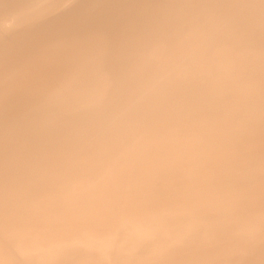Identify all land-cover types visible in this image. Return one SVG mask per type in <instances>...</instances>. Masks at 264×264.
I'll return each instance as SVG.
<instances>
[{
    "label": "bare ground",
    "instance_id": "bare-ground-1",
    "mask_svg": "<svg viewBox=\"0 0 264 264\" xmlns=\"http://www.w3.org/2000/svg\"><path fill=\"white\" fill-rule=\"evenodd\" d=\"M0 264H264V0H0Z\"/></svg>",
    "mask_w": 264,
    "mask_h": 264
}]
</instances>
